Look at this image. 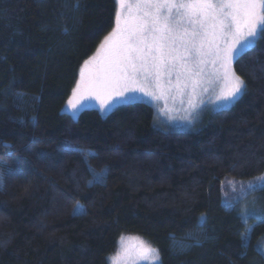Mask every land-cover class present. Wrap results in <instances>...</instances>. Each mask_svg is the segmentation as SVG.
I'll return each mask as SVG.
<instances>
[{
  "label": "trees",
  "instance_id": "16d2710c",
  "mask_svg": "<svg viewBox=\"0 0 264 264\" xmlns=\"http://www.w3.org/2000/svg\"><path fill=\"white\" fill-rule=\"evenodd\" d=\"M116 10L0 0V264H110L126 235L162 264H264V188L224 196L264 176V37L233 64L243 95L190 131L142 102L73 119L63 109Z\"/></svg>",
  "mask_w": 264,
  "mask_h": 264
},
{
  "label": "snow or ice",
  "instance_id": "6c2138e0",
  "mask_svg": "<svg viewBox=\"0 0 264 264\" xmlns=\"http://www.w3.org/2000/svg\"><path fill=\"white\" fill-rule=\"evenodd\" d=\"M114 2V27L95 54L84 60L67 100L73 116L89 99L106 112L114 101H132L141 93L154 101L164 100L160 112L165 115L178 111L168 106L170 98H179L184 105L186 97L185 115L180 119L191 122L210 89L214 102L222 108L243 95L246 86L232 63L264 37V0ZM257 187L264 188V176L241 186L240 196ZM80 208L77 205L74 214ZM250 214L245 210L243 217ZM129 254L125 248V257ZM136 255L159 259L158 250L143 241ZM110 259L116 264L115 257Z\"/></svg>",
  "mask_w": 264,
  "mask_h": 264
},
{
  "label": "rangeland",
  "instance_id": "374dc122",
  "mask_svg": "<svg viewBox=\"0 0 264 264\" xmlns=\"http://www.w3.org/2000/svg\"><path fill=\"white\" fill-rule=\"evenodd\" d=\"M234 62H235V59L233 60V63H232V69H233ZM215 90H218V88H216ZM135 97L136 98L132 101H124V100H119V99L114 101L112 107L106 112L100 108L99 103L94 99H89L85 101L82 107H84L85 109H96L100 112L102 116H107L111 111L117 109L118 107L126 103L142 102V103H146L150 105L151 107H153L155 114L157 116L158 123L162 124L163 128L171 129V130H181L185 132V131H190L191 129L196 127L207 112L229 108L239 100L237 99L230 106L226 108H222L217 103L214 102V90L210 89L209 93L204 94L203 96V103L200 105V108L197 110L198 114H196L194 116V119H192L191 122H189V121L180 119L181 116L185 115L183 108L186 107V101H187L186 97L184 98L185 99L184 105L181 104L179 98H177L175 101H173L170 98L168 100V106L174 109H178V111H173L169 113L168 115H165L160 112V109L165 107L164 100L154 101L150 97L144 96L141 93H136ZM63 112L66 114H69L73 119H77L80 113V109L77 111L76 115L73 116L72 110L68 109L67 104H66L63 109ZM169 115L175 117V119L169 120L168 118ZM248 183L236 182V181L228 182L224 187V196H229V195L240 193L241 186H246ZM141 241H143L146 246H150L151 248L156 249L155 247H153L151 243L147 242L142 236L126 235L122 237V239L120 240L118 250L116 251L114 255L111 256V258L113 257L116 258V264H162L159 252H158V255H159L158 260L152 256H148L147 258H140L138 255H136V248ZM125 248H127L130 253L127 257H125L124 255ZM110 264H113L111 259H110Z\"/></svg>",
  "mask_w": 264,
  "mask_h": 264
}]
</instances>
